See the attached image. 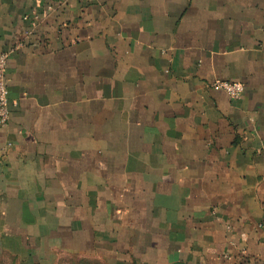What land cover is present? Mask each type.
Returning <instances> with one entry per match:
<instances>
[{
    "label": "crops",
    "instance_id": "crops-1",
    "mask_svg": "<svg viewBox=\"0 0 264 264\" xmlns=\"http://www.w3.org/2000/svg\"><path fill=\"white\" fill-rule=\"evenodd\" d=\"M10 49L0 264H264V0H0Z\"/></svg>",
    "mask_w": 264,
    "mask_h": 264
},
{
    "label": "built area",
    "instance_id": "built-area-1",
    "mask_svg": "<svg viewBox=\"0 0 264 264\" xmlns=\"http://www.w3.org/2000/svg\"><path fill=\"white\" fill-rule=\"evenodd\" d=\"M14 50L10 49L0 54V126L6 127L10 121L9 88L7 84L8 62ZM212 87L224 91L231 100H239L244 94L245 87L241 83L216 81ZM264 156V148L261 150Z\"/></svg>",
    "mask_w": 264,
    "mask_h": 264
},
{
    "label": "rangeland",
    "instance_id": "rangeland-1",
    "mask_svg": "<svg viewBox=\"0 0 264 264\" xmlns=\"http://www.w3.org/2000/svg\"><path fill=\"white\" fill-rule=\"evenodd\" d=\"M49 264H103V262L96 258L59 255L50 261Z\"/></svg>",
    "mask_w": 264,
    "mask_h": 264
}]
</instances>
